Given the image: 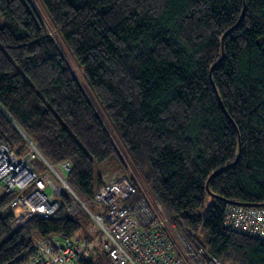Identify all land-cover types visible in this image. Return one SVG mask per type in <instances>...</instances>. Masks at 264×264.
<instances>
[{
  "label": "trees",
  "instance_id": "trees-1",
  "mask_svg": "<svg viewBox=\"0 0 264 264\" xmlns=\"http://www.w3.org/2000/svg\"><path fill=\"white\" fill-rule=\"evenodd\" d=\"M40 1L91 94L33 2L0 0V145L21 156L29 139L69 162L68 185L89 202L106 168L127 166L118 139L190 240L223 264H264L263 241L222 224L227 204L264 207V0ZM11 200L0 198V264H44L35 234L82 228L68 192L17 230Z\"/></svg>",
  "mask_w": 264,
  "mask_h": 264
},
{
  "label": "built area",
  "instance_id": "built-area-1",
  "mask_svg": "<svg viewBox=\"0 0 264 264\" xmlns=\"http://www.w3.org/2000/svg\"><path fill=\"white\" fill-rule=\"evenodd\" d=\"M26 141L28 149L21 156L10 146L0 145V198L12 196L5 209L13 217L12 230L32 218L52 217L61 207L60 197L68 192L98 226L99 250L106 254L107 264H223L204 250L198 253L179 243L178 224L166 215L158 201V207L152 204L145 184L135 174L118 172L104 178L94 198L84 202L68 185L70 163L55 166L33 142ZM138 194L140 199L133 201ZM76 203L67 209L69 216L74 214ZM92 206L102 211L95 212ZM222 224L228 230L264 242V207L227 204ZM92 244L87 238L33 236V246L44 264H79L97 248L94 245L92 249Z\"/></svg>",
  "mask_w": 264,
  "mask_h": 264
},
{
  "label": "rangeland",
  "instance_id": "rangeland-1",
  "mask_svg": "<svg viewBox=\"0 0 264 264\" xmlns=\"http://www.w3.org/2000/svg\"><path fill=\"white\" fill-rule=\"evenodd\" d=\"M31 1L33 2L35 8L37 9V12H38L45 28L47 29L48 33L53 37V39L55 40L59 49L62 51V53L67 58L73 72L77 75L78 79L80 80L82 85L85 87L87 93L91 94L87 85H86L85 79L83 77L82 69L76 64L73 57L70 55V52H69L66 44L64 43V41L61 38L60 34L58 33L57 29L51 23L50 18L48 16L46 10L44 9V6L42 5L41 1L40 0H31ZM93 102L96 104V108H98V110H99V106H98L97 102L95 101V99ZM115 142L118 145V148H119L120 152L122 153L123 159H124L127 166L122 168L123 171L121 173H120V171H117L115 169L106 168L105 172H104L105 173V179L112 177L113 175H115L118 172H119V174H127V173L128 174H131V173L135 174L136 178L145 184L144 188L146 189L147 193L151 197L152 204L155 207H158L157 202H155L156 200L154 199V196L151 192V189H150L149 185H147V183L145 182L142 173L139 170H137L133 166V164H131V161L128 157V154L123 149V147L120 146L121 144L119 143L118 139H115ZM49 193H50V191H49ZM209 200L210 199L208 198L207 202H209ZM81 209H83V208L80 205H78L75 208L74 214L72 216H70V217H74V218L76 217L82 223L81 230L79 232H77L76 234H74L72 236V238H86L87 235H89L91 238H93L92 239V242H93L92 249H93L94 245L97 247V248H94L93 254L98 253V255L101 256L102 253L99 250V247H100L99 245L101 242V235L98 233L99 228L96 225V223L93 221V219H91V218L89 219V217H88L89 214L87 212H85L84 209L83 210H81ZM178 227H179V236H180L179 237V243L181 245L187 244L190 247H192L196 252L201 253L200 251H203V249L187 237L184 229L181 226L178 225ZM182 239H183V241H182Z\"/></svg>",
  "mask_w": 264,
  "mask_h": 264
},
{
  "label": "crops",
  "instance_id": "crops-1",
  "mask_svg": "<svg viewBox=\"0 0 264 264\" xmlns=\"http://www.w3.org/2000/svg\"><path fill=\"white\" fill-rule=\"evenodd\" d=\"M104 178H105V173L103 172V174H102V180H104Z\"/></svg>",
  "mask_w": 264,
  "mask_h": 264
},
{
  "label": "water",
  "instance_id": "water-1",
  "mask_svg": "<svg viewBox=\"0 0 264 264\" xmlns=\"http://www.w3.org/2000/svg\"><path fill=\"white\" fill-rule=\"evenodd\" d=\"M223 39H224V38H223ZM207 189H209V188H208V185H207Z\"/></svg>",
  "mask_w": 264,
  "mask_h": 264
}]
</instances>
